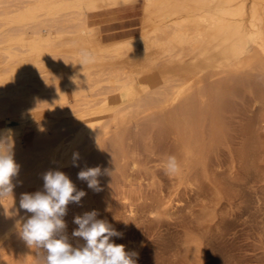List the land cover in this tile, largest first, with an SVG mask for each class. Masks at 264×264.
Listing matches in <instances>:
<instances>
[{
  "label": "bare ground",
  "instance_id": "6f19581e",
  "mask_svg": "<svg viewBox=\"0 0 264 264\" xmlns=\"http://www.w3.org/2000/svg\"><path fill=\"white\" fill-rule=\"evenodd\" d=\"M136 6L138 17L94 21ZM258 76L264 0H0V141L20 166L12 194L0 199V245L20 234L32 215L20 209L21 194L42 191L47 171L78 187L83 169H120L121 147H134L139 127L168 128L176 147L191 150L215 105ZM20 240L22 264L44 255Z\"/></svg>",
  "mask_w": 264,
  "mask_h": 264
},
{
  "label": "rangeland",
  "instance_id": "374dc122",
  "mask_svg": "<svg viewBox=\"0 0 264 264\" xmlns=\"http://www.w3.org/2000/svg\"><path fill=\"white\" fill-rule=\"evenodd\" d=\"M139 14L136 6L134 12L126 15H101L94 21ZM252 80L260 81V85L252 83L255 89L239 85L235 88L237 93L230 92L233 96L229 93L224 96L227 97L225 102L221 100L223 106L220 102L215 105L219 112L214 114V107L209 120L208 117L204 120L200 133H196L202 137L193 136L191 150L176 147L178 143L168 128L160 130L155 125L150 130L142 127L133 130L137 138L131 142L134 147H121L126 151L121 161L123 167L116 170L107 165L106 169L111 171L104 170L97 177L101 190L92 189L79 204L68 205L63 217L64 234L72 246L85 243L72 233L78 228L74 218L90 212L89 202L86 203L90 200L98 212L97 219L105 220L122 233L112 240L123 244L126 251L135 252L136 264H264V87H261L264 77ZM212 117L219 122L217 119L213 122ZM207 122L221 123L217 126L219 130L214 127L213 132ZM199 138L200 142L196 141ZM169 156H175L180 165L173 175H167L164 170ZM180 162L185 164V169ZM77 181V190H84L82 181ZM19 236L12 235L2 242L0 264L2 261L23 263L20 261L23 243ZM17 256L22 258L18 260ZM42 258L43 255L36 262L28 259L27 263L42 264Z\"/></svg>",
  "mask_w": 264,
  "mask_h": 264
},
{
  "label": "clouds",
  "instance_id": "9594fccd",
  "mask_svg": "<svg viewBox=\"0 0 264 264\" xmlns=\"http://www.w3.org/2000/svg\"><path fill=\"white\" fill-rule=\"evenodd\" d=\"M78 154H74L73 166ZM12 148L0 141V199L12 194L13 178L19 173ZM180 165L175 156H169L165 163L167 175L176 174ZM99 167L81 170L77 178L85 181L90 189L100 191ZM43 190L35 193L21 194L19 207L32 215L23 223L20 235L30 248L42 250V264H136L137 254L125 250L123 244H116L112 237H121L108 222L97 219V210L85 212L74 218L78 228L72 235L82 238L83 245L73 247L68 236L64 234L70 203L79 204L86 195L77 190L72 180L62 171L49 170L43 174Z\"/></svg>",
  "mask_w": 264,
  "mask_h": 264
}]
</instances>
